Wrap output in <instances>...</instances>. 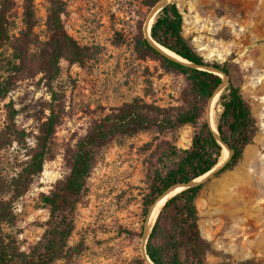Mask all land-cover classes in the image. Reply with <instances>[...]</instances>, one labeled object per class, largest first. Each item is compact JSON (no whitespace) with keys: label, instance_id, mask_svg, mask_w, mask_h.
Masks as SVG:
<instances>
[{"label":"rangeland","instance_id":"obj_1","mask_svg":"<svg viewBox=\"0 0 264 264\" xmlns=\"http://www.w3.org/2000/svg\"><path fill=\"white\" fill-rule=\"evenodd\" d=\"M63 1L65 28L81 46L91 49L92 60L82 65L61 61L55 80L40 69L39 59L52 35L48 0L12 1L9 39L0 55V83L7 90L0 98V175L8 180L16 177L42 126L51 115L57 120L51 157L28 191L13 201L15 222L4 227L25 251L45 231L41 224L49 212L43 196L65 178L66 158L93 125L111 109L136 98L161 107L177 106L186 86L182 75L166 71L156 60L142 59L135 51L136 39L154 8L145 7L144 0ZM168 2L177 4L184 35L200 55L209 62L232 59L238 64L239 84L260 125L239 165L211 177L197 200L208 244L206 262L264 264V0ZM26 5L33 10L32 27ZM216 111L218 120L221 109L217 106ZM194 132L192 126L163 135L142 132L120 136L102 148L77 210L71 256L55 264H148L142 246L146 199L153 173L160 167L155 151L164 142L188 149Z\"/></svg>","mask_w":264,"mask_h":264},{"label":"trees","instance_id":"obj_2","mask_svg":"<svg viewBox=\"0 0 264 264\" xmlns=\"http://www.w3.org/2000/svg\"><path fill=\"white\" fill-rule=\"evenodd\" d=\"M12 1L4 0L0 9V55L9 39L8 13ZM48 1L51 3L48 27L52 35L38 63L40 69L55 80L61 72V61L82 65L92 60L94 53L90 48L81 46L67 32L63 21L66 3L63 0ZM160 1L144 0L143 5L152 9ZM26 16L32 27L34 14L30 5H26ZM151 38L195 65L215 67L228 76L229 85L217 104L221 109L217 129L221 141L232 151V155L215 176L234 170L260 131L252 106L239 84L240 67L232 59L220 64L209 62L200 55L184 35V18L176 3L168 4L161 10L151 28ZM135 51L142 59L156 60L166 71L185 78L186 86L181 92L179 105L161 107L136 98L111 109L100 122L93 125L66 158L68 173L65 178L43 196V204L49 212L48 219L41 224L45 231L40 240L25 251L14 237L5 233L4 227L15 222L13 201L28 191L51 157L57 127V120L51 115L42 126L36 146L30 149L29 160L21 172L11 180L0 175V264H55L71 256L69 242L76 230L77 210L88 190L97 156L102 148L120 136H135L149 131L163 135L184 126L195 128L188 149L164 142L155 151L160 167L155 169L151 178L146 215L156 199L168 189L198 179L219 164L224 147L202 119L209 101L223 84L222 77L169 59L152 46L144 33L136 39ZM1 66L0 62V69ZM6 94V88L0 83V98ZM19 135L25 137L24 133ZM150 163L153 165V162ZM203 188L204 184H201L184 190L166 202L146 247L152 263L207 264L208 244L202 235L197 206ZM8 195L9 199L6 198Z\"/></svg>","mask_w":264,"mask_h":264},{"label":"water","instance_id":"obj_3","mask_svg":"<svg viewBox=\"0 0 264 264\" xmlns=\"http://www.w3.org/2000/svg\"><path fill=\"white\" fill-rule=\"evenodd\" d=\"M168 4H173V3L168 2V0H162V1H160V2H159V3H158V4H157V5L151 10V12H150V14H149V16H148V18H147V20H146V22H145L144 29H143V30H144V34H145V37L149 40V42L152 44V46H154L159 52H161L164 56L168 57L169 59L175 60V61H177V62H180V63H182V64H184V65H186V66H189V67H192V68H195V69H199V70L209 71V72H211V73H215V74L219 75L220 77H222V79H223V84L217 89V91L215 92V94L213 95V97L211 98V100H210L209 103H208V106H207V109H206V114H207V116H209V110H210V108H211V105H212V102H213L214 97H215L216 94H218V93H220V95L222 94V92L224 91V89L229 85V78H228V76H227L222 70H220V69H218V68L210 67V66H198V65H195V64H193V63H191V62H189V61L183 59L182 57H180V56H178V55H176V54H175V55H176L178 58H180V59H177V58H175V57H172V56H170L168 53H166V51H164V50H167V49L163 48L162 46H160L159 44H157L155 41L152 40V38H151V34L148 35V33H147L149 22H150L151 18H154V19H155V18L159 15V13L161 12V10H162L164 7H166ZM154 21H155V20H154ZM170 52H171V51H170ZM225 83H227V84H225ZM207 123H208L209 127L211 128L209 120H207ZM211 130H212V132L214 133V135L216 136V138L221 142V144L223 145V147H224L226 150H228V151L230 152V157H229L228 160L225 162V164H226V163L230 160V158H231L232 151L228 148V146H227L226 144H224V143L221 141L220 136H219V133H218V129H217L216 131H214V130L211 128ZM225 164H223V165H221V166H218V165H217L212 171H210L209 173H207L206 175H208V176H207L206 178H204V180H201L200 182H197V181H196L197 179H194V180H192V181H190V182H188V183L177 184V185L171 187L170 189H168L166 192H164L160 197H158V198L156 199V201L154 202V204L150 207L149 212H148V214H147L146 226L148 225V222H149V220H150V218H151L152 212H153V210H154V208H155L157 202H158L160 199L166 197L168 194H170L171 191H173V190L176 189V188L181 187V188H183L182 191H184V190H188V189H191V188H195V187H197V186H199V185H201V184H204V183L207 182L211 177L215 176V175H216V174H217V173H218V172H219V171L225 166ZM204 176H205V175H204ZM182 191H181V192H182ZM179 193H180V192H179ZM179 193H178V194H179ZM176 195H177V194H176ZM176 195H174V196H176ZM174 196H172L171 198H173ZM171 198H170V199H171ZM170 199H169V200H170ZM167 201H168V200H167ZM165 204H166V203H165ZM164 206H165V205H164ZM156 221H157V220H156ZM155 224H156V222H155ZM155 224H154V226H155ZM153 228H154V227H153ZM152 230H153V229H152ZM151 233H152V231H151ZM151 233H150V235H151ZM150 235L148 236L147 239L143 238L142 252H143V255H144L146 261H149V262H150V263L148 262V264H154V263H152V261L149 259L148 255H147V250H146V247H147V244H148V239H149Z\"/></svg>","mask_w":264,"mask_h":264},{"label":"bare ground","instance_id":"obj_4","mask_svg":"<svg viewBox=\"0 0 264 264\" xmlns=\"http://www.w3.org/2000/svg\"><path fill=\"white\" fill-rule=\"evenodd\" d=\"M154 20H155L154 18H151V20L149 22L148 30H147L148 35L151 34V28L153 26ZM164 51H166V53H168L170 56L175 57L177 59H180L174 53L170 52L169 50H164ZM219 98H220V93L216 94V96L214 97L211 108L209 110V116H207V120H209L210 126L214 131L217 130V111H216V109H217V104L219 102ZM229 157H230V152L224 148V151H223V154H222V157L220 159L218 166L225 164V162L228 160ZM207 176L208 175L202 176V177L198 178L196 181L200 182L201 180H204V178H206ZM182 190H183V188H181V187L176 188L173 191H171L170 194H168L166 197L160 199L157 202V204H156V206L152 212L151 218L148 222V225L145 226V229H144V238L145 239H147L148 236L150 235V233L154 227V224H155L162 208L164 207L165 203L167 202V200H169L172 196L178 194Z\"/></svg>","mask_w":264,"mask_h":264}]
</instances>
